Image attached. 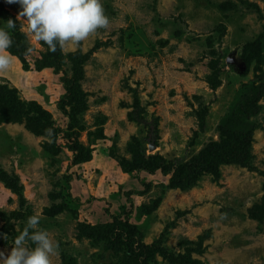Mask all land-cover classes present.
Instances as JSON below:
<instances>
[{"label":"rangeland","instance_id":"374dc122","mask_svg":"<svg viewBox=\"0 0 264 264\" xmlns=\"http://www.w3.org/2000/svg\"><path fill=\"white\" fill-rule=\"evenodd\" d=\"M0 2L34 47L29 70L13 56L0 72V173L20 180L17 194L0 180V252L40 215L59 242L51 264H264V174L223 164L182 190L173 172L138 168L141 146L184 165L219 140L241 95L255 100L264 0H101L108 27L56 52L26 31L19 4ZM71 53L83 78L66 89ZM41 56L62 62L36 71ZM257 106L250 150L264 172V95Z\"/></svg>","mask_w":264,"mask_h":264},{"label":"clouds","instance_id":"9594fccd","mask_svg":"<svg viewBox=\"0 0 264 264\" xmlns=\"http://www.w3.org/2000/svg\"><path fill=\"white\" fill-rule=\"evenodd\" d=\"M21 6L19 17L27 21L26 31L36 42H43L51 52L63 48L68 42L78 46L98 29L107 28L109 18L101 0H7ZM16 21L7 20L0 27V72L13 63L8 51L13 40L7 29H15ZM47 134L52 136L53 130ZM40 215L28 218L26 226L14 238L8 255L0 252V264H51V257L58 253L59 242L40 227ZM0 235L6 234L0 233Z\"/></svg>","mask_w":264,"mask_h":264},{"label":"trees","instance_id":"16d2710c","mask_svg":"<svg viewBox=\"0 0 264 264\" xmlns=\"http://www.w3.org/2000/svg\"><path fill=\"white\" fill-rule=\"evenodd\" d=\"M0 19L6 21L12 19L16 21V28L8 30L11 38L13 40V45L8 50L12 57H16L22 64L24 70H29L31 67L28 63L27 56L34 49L32 45L28 43L25 39V34L19 31L20 20H18L13 13H11L4 5L0 2ZM60 54V53H59ZM69 56H73L76 59L74 65V75L71 79L62 78L64 85L67 89V84L72 85L78 84V82L83 78V69L82 62L84 58H81L80 55L71 53ZM62 59L59 58H47V57H38L34 62V69L36 71H42L46 68H56L60 66ZM259 85L258 89L255 91L257 97L253 102H250L248 99L250 95L246 92L242 98L243 103L239 107L238 111L231 112L223 124L218 127L219 140L213 141L208 144L199 154L194 158L190 159L182 166L172 168L170 161H167L165 158L155 159L151 157L147 159L144 155L142 144L138 141V146H141L140 160L143 159L145 162L140 164L138 168L144 170H161V172L169 173L173 172V176L170 178V187L171 188H180L182 190L188 189L196 184L197 178L203 173L210 170H216L218 166L223 164H239L241 166L247 167L251 171H257L264 174L261 170L255 167L252 164V153L250 150L251 138L253 131L256 128L254 122L250 120V115L258 112L257 102L258 99L264 95V71L258 75ZM205 111L198 112L197 118L199 121L200 129L196 132L195 136L199 135V132H203L206 125ZM245 114V120L242 116ZM235 125V126H233ZM196 139V138H195ZM195 139L190 142V145H193ZM81 161L89 160L91 155L87 154L86 158H83L81 154L76 156ZM139 160V161H140ZM0 180L6 183V186L11 189L13 192L20 193V188H17L18 183L20 182L19 178L15 176V180L10 182L0 173ZM21 186V185H19ZM21 196V195H20ZM147 208V212H149ZM188 257H190L188 255Z\"/></svg>","mask_w":264,"mask_h":264}]
</instances>
